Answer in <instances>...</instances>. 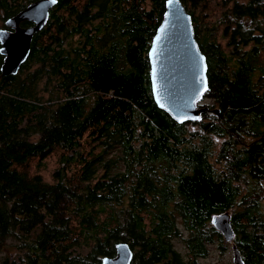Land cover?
<instances>
[{
	"label": "trees",
	"instance_id": "trees-1",
	"mask_svg": "<svg viewBox=\"0 0 264 264\" xmlns=\"http://www.w3.org/2000/svg\"><path fill=\"white\" fill-rule=\"evenodd\" d=\"M32 1L0 0L3 26ZM166 1L56 0L18 73L0 74V252L14 250L0 264H100L118 242L130 264H202L225 212L243 264H264V0H220L214 23L204 0H179L209 99L182 123L149 78ZM55 148L51 181L31 174ZM184 233L187 258L171 244Z\"/></svg>",
	"mask_w": 264,
	"mask_h": 264
},
{
	"label": "water",
	"instance_id": "water-1",
	"mask_svg": "<svg viewBox=\"0 0 264 264\" xmlns=\"http://www.w3.org/2000/svg\"><path fill=\"white\" fill-rule=\"evenodd\" d=\"M56 2L35 0L16 12L0 28V74L16 75L26 62L34 35L46 24ZM30 23L27 27L21 24ZM150 84L156 106L176 122L196 120L207 108L200 103L207 89L206 62L194 38L191 18L179 0H167L162 21L148 51ZM219 115V111H214ZM227 212L212 218L213 227L224 242H232L234 233ZM115 255L100 264H130L132 251L127 243L115 244ZM233 264H243L239 250L232 243Z\"/></svg>",
	"mask_w": 264,
	"mask_h": 264
},
{
	"label": "rangeland",
	"instance_id": "rangeland-1",
	"mask_svg": "<svg viewBox=\"0 0 264 264\" xmlns=\"http://www.w3.org/2000/svg\"><path fill=\"white\" fill-rule=\"evenodd\" d=\"M204 2L208 8V11H207L208 17H207L206 21L209 23H214L217 20H219L221 14L224 11L223 7L220 6V4H219L220 0H204ZM0 27H3L2 22H0ZM220 28H222V27L219 26L216 30L217 35L220 34ZM216 34L214 32V36H216ZM217 40L222 46L225 45V42H226L225 39L219 38L217 36ZM31 68L33 69L34 67L31 66ZM41 86H42V83L40 84V87ZM42 96L45 98V96H46L45 92L42 94ZM208 102H209V99H203L202 101H200V103H202L203 105H204V103H208ZM191 129H193V128H191ZM251 140L252 139H250V138H240L238 140V143L240 145H241V143L247 144ZM222 141H223V139L214 138V143L216 144V147H215L216 152L218 150L219 144L222 143ZM60 156H61V151L58 148H55L53 150V152L51 153V155L46 157L44 160L39 159L38 156H36L30 162L28 170L30 171L31 174H36V173L40 174L45 181H51L52 172L58 166ZM219 167L220 166L216 165V168H219ZM258 184H259V188L261 189L262 196L264 197V179L258 181ZM244 187L245 186H243V188ZM177 222L180 224L181 221L179 219H177ZM180 229H182V227H180ZM181 236L172 239L171 244L173 245V247L176 250L181 252L183 254V256L187 258V257H189V254L187 253V251L185 249V243L182 239V238H184L185 233L181 234ZM232 243H234V242L233 241L227 242V243L223 242L222 247L220 245L221 243L209 245L207 257L204 259H200V262L202 264H233V262H232L233 255H232V251H231ZM87 251H88V249L81 248L80 250H77L76 252H80L82 254H85V253H87ZM76 252L74 251V253H76ZM4 255H14L13 248L8 247V248L3 249V251L0 252V258H2V256H4Z\"/></svg>",
	"mask_w": 264,
	"mask_h": 264
},
{
	"label": "snow or ice",
	"instance_id": "snow-or-ice-1",
	"mask_svg": "<svg viewBox=\"0 0 264 264\" xmlns=\"http://www.w3.org/2000/svg\"><path fill=\"white\" fill-rule=\"evenodd\" d=\"M52 2H53V3H55V2H56V0H52ZM205 90H207V89H206V86H205Z\"/></svg>",
	"mask_w": 264,
	"mask_h": 264
},
{
	"label": "flooded vegetation",
	"instance_id": "flooded-vegetation-1",
	"mask_svg": "<svg viewBox=\"0 0 264 264\" xmlns=\"http://www.w3.org/2000/svg\"><path fill=\"white\" fill-rule=\"evenodd\" d=\"M1 28H4V26L3 27H1ZM218 138V137H217ZM263 180V179H262Z\"/></svg>",
	"mask_w": 264,
	"mask_h": 264
}]
</instances>
